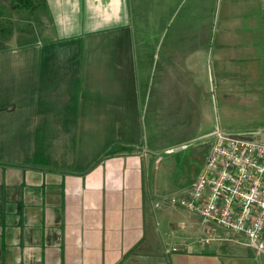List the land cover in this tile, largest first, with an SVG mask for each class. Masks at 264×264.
<instances>
[{"label":"crops","instance_id":"0c3cea01","mask_svg":"<svg viewBox=\"0 0 264 264\" xmlns=\"http://www.w3.org/2000/svg\"><path fill=\"white\" fill-rule=\"evenodd\" d=\"M0 1V264H264L168 199L264 142V0Z\"/></svg>","mask_w":264,"mask_h":264},{"label":"built area","instance_id":"2783aa9c","mask_svg":"<svg viewBox=\"0 0 264 264\" xmlns=\"http://www.w3.org/2000/svg\"><path fill=\"white\" fill-rule=\"evenodd\" d=\"M257 132L213 131L210 151L186 196L168 199L222 228L226 239H243L264 252V142L253 138Z\"/></svg>","mask_w":264,"mask_h":264},{"label":"rangeland","instance_id":"374dc122","mask_svg":"<svg viewBox=\"0 0 264 264\" xmlns=\"http://www.w3.org/2000/svg\"><path fill=\"white\" fill-rule=\"evenodd\" d=\"M5 5H8V6H11L12 3L8 2V3H5ZM0 6H4V4L2 3V1H0ZM233 120L236 121H240L244 116H246V114L243 112V111H237L234 113L233 111ZM232 126V125H231ZM197 143H200V141H197ZM193 145L194 143H191V145L189 147H187L186 149L184 150H179V151H176V152H173L171 154H163L164 156L168 157L166 159L170 160L171 162V166L175 167L176 171H178V174H185L187 175V172L189 173L190 172V166H191V163L193 162L191 159H189L190 155H191V151L194 149L193 148ZM199 155H205V153H198ZM190 162V163H188ZM189 164L188 166V169L186 171V166Z\"/></svg>","mask_w":264,"mask_h":264},{"label":"trees","instance_id":"16d2710c","mask_svg":"<svg viewBox=\"0 0 264 264\" xmlns=\"http://www.w3.org/2000/svg\"><path fill=\"white\" fill-rule=\"evenodd\" d=\"M24 2H25V3H28V2H29V0H24Z\"/></svg>","mask_w":264,"mask_h":264}]
</instances>
